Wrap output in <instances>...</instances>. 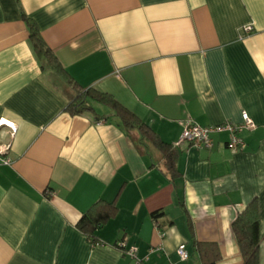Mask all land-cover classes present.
I'll return each instance as SVG.
<instances>
[{
  "label": "crops",
  "instance_id": "0c3cea01",
  "mask_svg": "<svg viewBox=\"0 0 264 264\" xmlns=\"http://www.w3.org/2000/svg\"><path fill=\"white\" fill-rule=\"evenodd\" d=\"M242 112V150L226 130L180 140L185 121ZM0 120V264H133L120 241L139 264H202L197 242L243 264L232 224L249 206L264 264V0H0ZM90 209L109 211L103 244L78 226Z\"/></svg>",
  "mask_w": 264,
  "mask_h": 264
},
{
  "label": "trees",
  "instance_id": "16d2710c",
  "mask_svg": "<svg viewBox=\"0 0 264 264\" xmlns=\"http://www.w3.org/2000/svg\"><path fill=\"white\" fill-rule=\"evenodd\" d=\"M21 15L22 18L29 23L30 41L38 58L41 59V57H45L46 59H53L54 62H56L51 50L41 39L35 25L29 22V18L24 13H21ZM84 96L85 91H79L75 95L73 101L70 102L69 107L74 110L81 108V105L84 107ZM101 99L110 101L106 95H102ZM126 122L128 123V120H126ZM251 209V206H249V209L238 213L232 224L233 232L236 236L239 249L244 259L243 264H257L258 262L257 253L260 241L258 220L256 213ZM92 211L93 210L90 209L82 214L78 221V226L85 233L92 244H97L101 241L95 237L94 230L101 223V221L108 217L109 211H98L95 213ZM154 215H156V213H154L153 216ZM196 248L201 254L202 264H216L218 252L215 245L197 242Z\"/></svg>",
  "mask_w": 264,
  "mask_h": 264
},
{
  "label": "built area",
  "instance_id": "2783aa9c",
  "mask_svg": "<svg viewBox=\"0 0 264 264\" xmlns=\"http://www.w3.org/2000/svg\"><path fill=\"white\" fill-rule=\"evenodd\" d=\"M253 29L252 25H245L243 31L245 33L250 32ZM241 123L233 124L231 122H224L218 125L201 126L193 121H185L183 124V130L180 135V140H186L195 147H208L211 144L210 134L213 132H218L226 130L229 133L228 140L226 141V146L232 151H239L244 149L245 141L237 135V132L242 128L251 129L255 126L252 119L248 116L246 112L241 113ZM1 121V120H0ZM2 125L8 126L14 131L15 128L11 122H0V127ZM11 130V133H14ZM10 150V143H0V162L4 164L10 163V158L8 157V152ZM97 244H103L102 242ZM120 247H123V253L129 255L133 260V264H139V260L136 257V248L134 246L125 247V242H118ZM178 256L182 260L188 258V252L186 251L184 245H179L176 249Z\"/></svg>",
  "mask_w": 264,
  "mask_h": 264
},
{
  "label": "snow or ice",
  "instance_id": "6c2138e0",
  "mask_svg": "<svg viewBox=\"0 0 264 264\" xmlns=\"http://www.w3.org/2000/svg\"><path fill=\"white\" fill-rule=\"evenodd\" d=\"M0 122H3V121H0Z\"/></svg>",
  "mask_w": 264,
  "mask_h": 264
},
{
  "label": "rangeland",
  "instance_id": "374dc122",
  "mask_svg": "<svg viewBox=\"0 0 264 264\" xmlns=\"http://www.w3.org/2000/svg\"><path fill=\"white\" fill-rule=\"evenodd\" d=\"M78 93V92H77Z\"/></svg>",
  "mask_w": 264,
  "mask_h": 264
}]
</instances>
